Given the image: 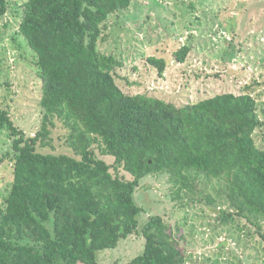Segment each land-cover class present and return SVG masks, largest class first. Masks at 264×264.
<instances>
[{
	"label": "trees",
	"instance_id": "16d2710c",
	"mask_svg": "<svg viewBox=\"0 0 264 264\" xmlns=\"http://www.w3.org/2000/svg\"><path fill=\"white\" fill-rule=\"evenodd\" d=\"M131 3L26 0L20 6L17 33L42 82V124L26 136L0 98V133L6 130L12 141L0 158V165L12 164L0 207V264H97L100 251L134 234L145 247L127 264H194L181 244V225L153 215L138 228L135 192L143 178L158 173L168 175L177 200L186 195L187 206L196 195L205 207L223 202L216 221L227 234L234 227L237 238L264 242V148L254 139L262 121L252 88L182 107L125 94L115 80L124 62L100 44L108 20ZM9 10L10 0H0V18ZM189 52L182 45L173 56L183 63ZM146 61L164 73V58ZM57 119L71 128L68 142L77 157L39 151ZM201 176L218 181L214 198L196 192Z\"/></svg>",
	"mask_w": 264,
	"mask_h": 264
},
{
	"label": "rangeland",
	"instance_id": "374dc122",
	"mask_svg": "<svg viewBox=\"0 0 264 264\" xmlns=\"http://www.w3.org/2000/svg\"><path fill=\"white\" fill-rule=\"evenodd\" d=\"M25 1L10 0L9 12L0 18V98L14 124L32 137L42 124V82L33 54L17 33L20 6ZM105 35L100 50L124 62L123 68L116 69L115 80L125 94H141L182 107L217 94H240L245 86L251 87L262 121L254 139L264 148V0H132L127 10L108 20ZM182 45H188L190 52L179 63L173 54ZM152 56L166 60L162 75L146 61ZM54 122L48 146L39 151L75 157L68 142L71 128L61 120ZM11 142L3 130L0 158L11 152ZM96 154L112 164V157ZM11 181L12 164L6 159L0 165V207ZM196 184V192L215 197L218 181L201 176ZM175 191L167 174L143 178L134 195L142 210L138 228L153 215L162 216L171 226L181 225V244L193 254L194 264H264V242L259 236L252 241L239 239L234 227L227 234L217 224L223 202L205 207L196 195L195 202L187 206L186 195L177 200ZM179 202L186 208L181 209ZM215 226L218 228L213 230ZM144 247L145 239L134 234L120 240L116 248L100 251L97 264H127Z\"/></svg>",
	"mask_w": 264,
	"mask_h": 264
}]
</instances>
